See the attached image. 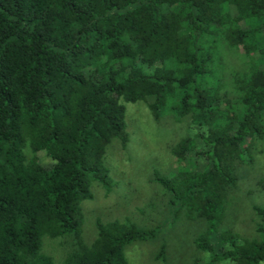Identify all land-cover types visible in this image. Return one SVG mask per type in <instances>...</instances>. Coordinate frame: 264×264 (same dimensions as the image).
I'll use <instances>...</instances> for the list:
<instances>
[{
    "label": "trees",
    "instance_id": "obj_1",
    "mask_svg": "<svg viewBox=\"0 0 264 264\" xmlns=\"http://www.w3.org/2000/svg\"><path fill=\"white\" fill-rule=\"evenodd\" d=\"M220 43L256 54L234 94L216 74ZM149 98L155 120L174 103L177 117L205 128L172 148L177 172L154 178L174 217L204 225L192 264H264V205H252L251 240L232 236L221 253L211 242L237 170L264 138V0H0V264H58L44 237L67 238L59 264H128L127 246L154 239L157 230L118 220H96L90 245L81 238L92 183L112 188L106 149L129 141L120 101ZM197 138L202 170L188 164Z\"/></svg>",
    "mask_w": 264,
    "mask_h": 264
},
{
    "label": "rangeland",
    "instance_id": "obj_2",
    "mask_svg": "<svg viewBox=\"0 0 264 264\" xmlns=\"http://www.w3.org/2000/svg\"><path fill=\"white\" fill-rule=\"evenodd\" d=\"M231 14H235L233 9ZM218 57L221 60L220 64L217 62L216 74L222 77L224 91L234 94L233 83L235 86L243 85V73L253 64L256 54L249 59L243 56L241 49L223 48L220 43ZM151 101V98L147 102L120 101L125 107L129 141L122 148L114 140L106 149L104 164L109 170L112 188L106 194L102 186L92 183L93 198L81 203V238L86 245L94 241L96 220L102 223L128 221L143 230H157L154 239L136 241L126 247L128 264H192L196 257L192 241L203 231L204 225L189 221L184 215L174 217V207L169 203L170 193L154 178L156 175L170 178L177 172L172 148L185 137H197L204 133L205 128L177 117L172 109L174 103L168 104L159 119L155 120L148 108ZM204 150L202 141L197 138L194 151L188 155V164H195L198 170H202L206 163L202 155ZM26 155L28 159L33 156L29 150H26ZM36 156L43 167L52 166V160L45 154L39 152ZM237 173L239 180L228 196L223 226L218 233L211 235V242L218 253L230 249L232 236H236L233 241L237 244L254 237L252 205H264V138L251 144L246 162ZM66 239L44 237L42 252L51 255L56 263H61L69 249ZM162 245L165 246V253L156 258ZM198 256L201 263L209 260L206 253ZM217 264L233 263L226 260Z\"/></svg>",
    "mask_w": 264,
    "mask_h": 264
}]
</instances>
